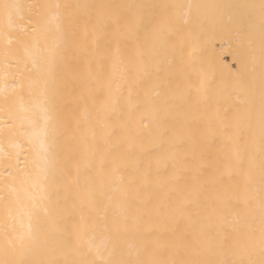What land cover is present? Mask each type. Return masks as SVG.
<instances>
[{"label": "snow or ice", "instance_id": "obj_1", "mask_svg": "<svg viewBox=\"0 0 264 264\" xmlns=\"http://www.w3.org/2000/svg\"><path fill=\"white\" fill-rule=\"evenodd\" d=\"M0 58V264H264V0H0Z\"/></svg>", "mask_w": 264, "mask_h": 264}, {"label": "bare ground", "instance_id": "obj_2", "mask_svg": "<svg viewBox=\"0 0 264 264\" xmlns=\"http://www.w3.org/2000/svg\"><path fill=\"white\" fill-rule=\"evenodd\" d=\"M43 2V0H39ZM86 3H115L124 2V0H82ZM132 2V0H128ZM146 2L153 3H193V4H223V3H234L236 0H146ZM258 2V0H257ZM202 36L200 41V47L204 53V59L210 62L213 66L214 74L218 79L222 78L223 82L227 85H232L235 81V67L237 60L240 58L239 54V43L237 37L230 31L225 30L223 25L213 24L211 19L205 20V27L199 30ZM30 63V62H29ZM86 70V69H85ZM96 71H101L99 66H96ZM8 71L9 73H14L17 71L16 68L6 69L2 58H0V74ZM110 66L103 69V72L110 73ZM28 73H25L24 77H17L18 79L25 81V77ZM139 90L131 91V99H129V90L127 88L123 91V99L120 105L117 107V114L123 113V120L120 121L125 126L131 127L134 131L141 129V121L149 125L153 130L156 126V121L158 119V113L153 110L151 105H145L142 102L138 103L136 96ZM209 113L208 115H211ZM148 131V129H143ZM6 150L11 151L8 145H5ZM21 163L23 164V157H21ZM3 181L0 179V186H2ZM2 207V206H0Z\"/></svg>", "mask_w": 264, "mask_h": 264}]
</instances>
